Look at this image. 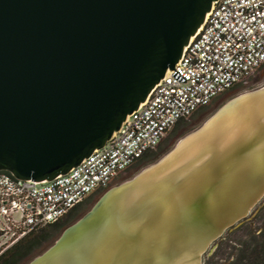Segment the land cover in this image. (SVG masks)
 I'll return each instance as SVG.
<instances>
[{"label": "water", "instance_id": "obj_1", "mask_svg": "<svg viewBox=\"0 0 264 264\" xmlns=\"http://www.w3.org/2000/svg\"><path fill=\"white\" fill-rule=\"evenodd\" d=\"M216 0H0V171L51 180L102 148ZM264 197V85L110 186L27 264H203Z\"/></svg>", "mask_w": 264, "mask_h": 264}, {"label": "built area", "instance_id": "obj_2", "mask_svg": "<svg viewBox=\"0 0 264 264\" xmlns=\"http://www.w3.org/2000/svg\"><path fill=\"white\" fill-rule=\"evenodd\" d=\"M264 63V0H216L174 68L127 115L107 143L51 180L0 171V256L29 233L58 221L144 153L180 119L209 105Z\"/></svg>", "mask_w": 264, "mask_h": 264}, {"label": "trees", "instance_id": "obj_3", "mask_svg": "<svg viewBox=\"0 0 264 264\" xmlns=\"http://www.w3.org/2000/svg\"><path fill=\"white\" fill-rule=\"evenodd\" d=\"M262 67H264V63L258 69ZM258 69L256 71H258ZM222 94L218 95L216 98L220 97ZM205 112H207V106L196 109L188 118L178 120L167 132V136H164L160 141L156 150L144 153L126 170V172L133 170L132 175H134L141 168L159 159L171 148L170 146L165 147L167 140L176 136L177 132L181 131V135H183L194 130L196 126H189L190 121ZM84 201L75 205L58 221L35 230L20 239L0 256V264H27L35 256L42 253L55 241L66 226L78 218V216L75 217L72 213L81 206ZM256 218L261 220V226H258L254 230H248V232H245L240 238L235 239L234 244H231V249L228 250L226 254V260H224L225 262L227 261V264H264V206L260 208V212L257 214ZM219 252L222 253L223 251ZM219 252L211 257L205 258L203 264H223L224 261H219V259H217L218 257H214L216 254L218 255Z\"/></svg>", "mask_w": 264, "mask_h": 264}, {"label": "rangeland", "instance_id": "obj_4", "mask_svg": "<svg viewBox=\"0 0 264 264\" xmlns=\"http://www.w3.org/2000/svg\"><path fill=\"white\" fill-rule=\"evenodd\" d=\"M251 81L255 85H259V86H261L262 84H264V67H262L261 69H258V71H256L255 73H253V75H251L249 78H247L245 80V83H242V87L248 86L251 83ZM217 99L218 98H214L213 101H215ZM218 107H216L215 105H213L212 103H210L209 105H207V112H205L203 114H200L199 116H196L195 119H193V120L190 121L189 126H191V127L196 126V128L199 127ZM184 135L185 134L181 135V131L180 132H177L176 136H174L173 138L167 140V143H166L165 147L166 146L167 147L168 146L172 147L177 142V140H179ZM165 136H167V135H165ZM132 172H133V170H129L124 175L119 176L118 178L114 179L113 182H112V185H115L117 183H120V182L126 180L127 178L129 179V177L133 174ZM102 193H103V191H102ZM102 193H100L96 197V199ZM96 199H94V201L92 203H90L89 205L85 206V208H83V210H81L79 213L75 214V217H77V216L79 217L85 211H87L91 207V205L96 201ZM259 205H260V208L264 206V197L253 208V210L251 211V213L247 216L246 220H244L243 222H241V224L236 225V228L233 229V234H232L233 236H231V238H232L233 241H235V239L240 238L242 235L245 234V232H248V230H254L258 226H261V220L258 219V218H256L257 215L254 213L255 212V209L257 207H259ZM228 244L231 245V244H234V242L233 243L228 242L227 245H226V247H225V249L223 248V250H225L226 253H224V251L221 248L220 251H223V252L222 253L219 252L218 255L216 254L214 256V257H218L217 259H219V261L226 260V259H224L225 254H227L228 253V250L231 249V248H228ZM223 264H227V261L226 262L224 261Z\"/></svg>", "mask_w": 264, "mask_h": 264}, {"label": "flooded vegetation", "instance_id": "obj_5", "mask_svg": "<svg viewBox=\"0 0 264 264\" xmlns=\"http://www.w3.org/2000/svg\"><path fill=\"white\" fill-rule=\"evenodd\" d=\"M261 69V68H260ZM264 85V84H262ZM261 85V86H262ZM245 87V88H244ZM242 87V84H236L235 86H233L231 89L223 92V94L218 97L217 100L213 101L212 100V104L215 105L216 107L220 106L221 104H223L225 101L229 100L230 98L240 94V93H244L247 91H251L253 89H256L258 87H260L259 85H255L254 83H251L248 86H244ZM103 190H96L94 192H92L89 196L86 197L84 203L79 206L73 213L72 215H75L77 213H79L81 210H83V208H85V206L89 205L90 203H92L94 201V199H96V197L102 193ZM260 212V205L259 207H257L255 209V214L257 215ZM247 218V217H246ZM246 218L242 219L240 222L236 223L235 225H232L230 227H228L223 234L218 237L211 245L210 247L207 249V251L204 253L203 256V263H204V259L211 257L212 255H214L215 253L219 252L222 248L225 249L226 245L228 242L233 243L234 241L232 240L231 236H233V229L236 228V225L241 224V222H243L244 220H246ZM235 231V230H234ZM228 248H231V245L228 244ZM224 253L225 250H223ZM226 258V254L224 259Z\"/></svg>", "mask_w": 264, "mask_h": 264}]
</instances>
